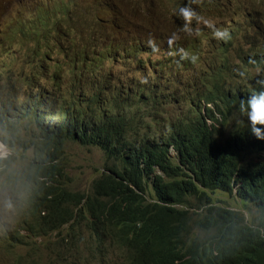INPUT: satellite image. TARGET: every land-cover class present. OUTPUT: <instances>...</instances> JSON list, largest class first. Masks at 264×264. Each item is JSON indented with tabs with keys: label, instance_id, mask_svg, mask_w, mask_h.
Listing matches in <instances>:
<instances>
[{
	"label": "trees",
	"instance_id": "obj_1",
	"mask_svg": "<svg viewBox=\"0 0 264 264\" xmlns=\"http://www.w3.org/2000/svg\"><path fill=\"white\" fill-rule=\"evenodd\" d=\"M0 2L2 8L15 0ZM86 3L88 41L66 46L50 41L45 18L37 16L17 29L33 43L11 57L22 75L0 73V139L14 156L27 148L33 155L13 165L10 156L0 169V182L11 185L0 183V199L20 186L14 202L37 221L25 227L37 239L20 243L34 250L49 237L51 254L64 264H92L97 255L104 261L111 248L119 250L120 260L101 264H264L263 139L250 133L246 116L233 112L253 76L224 65L220 42L201 56L197 45L205 31H181L183 40L174 49L179 53L169 62L176 66L173 74L165 70L162 76L151 63L156 80L143 88L125 79L143 51L122 50V29L106 28L125 14L112 15L106 0ZM220 7L228 8L215 2L213 8ZM12 26L5 27V43L12 40ZM3 42L0 38L4 47ZM211 59L218 60L216 71L213 65L202 70ZM3 63L0 56V69ZM183 67L196 77L214 76L215 92L180 93ZM235 79L245 85L234 90ZM44 81L61 95L48 85L38 88ZM68 142L96 147L104 156L81 186L64 169ZM233 191L241 209L222 196ZM66 251L69 261L62 255ZM13 256L0 248V264H20L9 261Z\"/></svg>",
	"mask_w": 264,
	"mask_h": 264
},
{
	"label": "clouds",
	"instance_id": "obj_2",
	"mask_svg": "<svg viewBox=\"0 0 264 264\" xmlns=\"http://www.w3.org/2000/svg\"><path fill=\"white\" fill-rule=\"evenodd\" d=\"M55 5L53 9H42L40 11L35 12H28L25 14L24 18L21 19L19 16V21L17 24L11 27L13 30V34H17L20 38L25 40L27 44L25 45L23 51H26L29 46L33 43L31 39L27 36L20 33L17 29L18 26L23 24L26 21L31 19L37 18V16H43L45 18V26L48 31V39L50 41H56L62 45H68L71 43H78V42H86L88 41L91 32L88 29V35H85V28L78 22L77 19L68 20L66 24L64 22V14H62V4L64 2L69 1H81L83 2L84 6L82 8V13L85 14L88 20H91V15L89 10H87V3L86 0H54ZM171 1V10L170 16L165 15L164 18H170L175 20L179 16L183 20L178 24H181L184 27V30L191 34V30L196 31H210L213 36L217 38L216 44L219 45L225 44V48L223 52L225 54L224 57V65L232 70L235 73H257L253 76V79L249 82L245 83L248 92L245 94L243 100L239 101L238 110L235 109L233 112H239L241 115L246 116L248 120V127L250 133L257 139H263L264 145V3H258V10H252L249 12L242 11V17H238L234 13L238 10L235 8V0H170ZM220 3L221 5H226L228 8H221L220 10L213 8L214 4ZM1 3V2H0ZM126 8H129L127 12L130 14H125L122 21L116 24L113 20H109L107 23L108 30L113 33L119 30L120 28L123 31V38L119 41L122 45V50L127 49L130 53L135 52L136 50L143 51V55H154L159 56L156 49L157 42H163L164 46L162 45L161 54H165L164 59H159L160 65H157L154 61V65L156 67V71L163 76V72L167 70L168 75H172L173 71L176 66H172L169 62L175 58L177 54L174 49H176L177 44L179 43L178 40L173 38H167L164 41L159 39V35H164V30H161L159 27L164 25V28L167 27L168 29L173 28L177 24H169L168 22L164 21L163 18H159L153 24L157 27L153 29V35L147 29L148 21L151 23V10L153 9L152 4H150L149 0H125ZM194 3L200 6V9L203 10V17L206 16L207 21H205L206 28L204 29H196L190 24L189 22L195 17L196 13L188 7L194 8ZM254 3V4H256ZM16 4V1L13 2L12 5H6L1 8L0 4V12L4 10L12 9ZM107 9L108 8V0H106ZM253 4V6H254ZM186 6L181 8L180 6ZM259 11L262 12L259 14ZM202 17V15H200ZM204 22V21H203ZM246 27L249 31L247 35L244 34H236L235 30ZM148 32V35H147ZM235 36H239L240 39L238 41L234 40ZM246 37L245 42L243 43L244 38ZM174 41L177 43L175 44ZM55 51L54 53H56ZM142 55V56H143ZM195 60V57H192ZM150 63H143L137 69L139 77L141 80L136 81L140 86L143 88L153 86L156 80L154 76V68L151 72L149 70L147 73H142L139 71L140 68L144 70L148 69ZM201 69L207 71L208 63H204ZM216 71V70H215ZM218 71L216 72L217 75ZM214 74V73H213ZM214 80V76H212V83ZM166 83L162 80V85ZM243 84V85H245ZM47 81H44L43 84L37 86L38 88H43L47 86ZM50 91L58 96L53 90L57 91L59 95H61V91L59 88L48 85ZM240 88V87H239ZM209 91V90H208ZM215 92V89L211 90ZM198 92V91H197ZM196 92V93H197ZM205 92V91H204ZM180 93H184L181 92ZM73 91H68L66 93V97H71ZM195 94V93H194ZM192 94V95H194ZM63 96H65V91L63 90ZM215 101L212 99L208 100L209 108H213L211 104ZM181 103L179 106H185ZM205 108L202 107V112H204ZM207 123L211 121L206 119ZM258 125L260 127H258ZM1 140V139H0ZM2 141V140H1ZM70 143L68 142L66 148ZM77 144V143H76ZM90 147V146H85ZM95 148L96 147H91ZM100 151L99 149H97ZM101 152V151H100ZM102 153V152H101ZM262 155H264V150H262ZM103 155V153H102ZM8 153L4 149L3 145H0V162L7 160ZM104 157V156H103ZM65 166L64 169L68 171V161L65 158ZM102 166V165H101ZM100 167H96L95 169L98 170ZM69 172V171H68ZM96 172V171H95ZM94 172V173H95ZM70 173V172H69ZM72 177V175H71ZM72 181L75 183V179L72 178ZM4 185L5 188L10 187L9 183L0 182ZM20 186H17L15 191H4L2 193V199H0V220H7V225L0 230V248L3 249L6 253L10 252L12 246H19L22 248V252L17 255V261L20 264H64L63 260L59 257V255H53L51 242H48L49 237H44V239L40 238V244L35 247L33 250L32 248L27 247L25 244L20 242H32L37 239L36 236H33L30 232H28L25 227L27 225L35 226L37 221L31 216V214L25 208H18L17 202H14V196L19 195ZM234 199V203L230 202L235 209H241L242 203L236 199L235 191L232 192V195H228ZM23 203V202H22ZM24 205H27L23 203ZM32 208L31 206H29ZM43 213V212H42ZM15 236L16 239L13 238ZM3 243V244H2ZM8 244V245H4ZM69 251L63 252L64 258L69 261L68 256ZM119 250L111 248V250L106 254L104 257L106 261L109 258H114L116 260L119 259ZM10 257V256H9ZM27 257L25 262H21L20 258ZM31 257V258H30ZM100 256H96L92 260V264H101L104 262L99 258ZM11 262V259L9 260Z\"/></svg>",
	"mask_w": 264,
	"mask_h": 264
},
{
	"label": "rangeland",
	"instance_id": "obj_3",
	"mask_svg": "<svg viewBox=\"0 0 264 264\" xmlns=\"http://www.w3.org/2000/svg\"><path fill=\"white\" fill-rule=\"evenodd\" d=\"M16 4L15 6L10 10H4L0 12V38L3 42L2 37L5 35V27L8 23H11L12 25H15L18 23V18H16V15L19 14L21 16V19L24 18L25 14L28 12H35L40 11L42 9H53L55 5L54 0H15ZM257 0H235V8L238 10L235 15L238 17H242V11H252V10H258V5L253 6L254 3H256ZM150 4H152L153 9L151 10V23L148 21L147 29L151 34L155 35L153 33V29L157 27L155 24H153L155 21H157L159 18H163L167 13H170L171 10V1L170 0H149ZM125 0H108V10H113L112 15H123V14H130L127 12L129 8H125L124 6ZM84 4L81 1H69L64 2L62 4V14H64V22L63 24L68 23V20L71 19H77L78 22L85 28V35H88V25L89 21L87 16L82 13V8ZM181 8L186 7L181 5ZM191 10H193L196 13L197 18H193L189 23L192 24V26L196 29H204L206 28L205 21H207L206 16L203 17L204 13L203 10L200 9V6L194 3V8L188 7ZM262 12L259 11V14ZM202 15V17H200ZM182 16H179L175 20L170 18H165L166 22L169 24H177L176 29H168L166 28V34L165 36H169L168 38H173L179 41H182L183 39H180L179 36H183V33L181 31H185L184 27L181 24H178L183 19ZM68 19V20H66ZM204 21V22H203ZM183 23L185 24V21L183 20ZM108 30V28H107ZM148 35V32H147ZM161 36V35H160ZM21 37V36H20ZM17 34H13L12 40L10 42L5 43L4 47L0 45V56H2L3 64L1 65L0 73L6 74L12 77H16L18 74H21L20 69L18 68L17 64L14 60H11V57L14 55L15 52L22 53L24 52L23 49L27 42L20 38ZM157 37V36H156ZM201 41L198 43L197 47L199 50V54L201 56H206L208 52L214 47L213 44L216 43L217 38L213 36V34L208 29L205 31L204 34H201ZM240 39L239 36H235L234 40L238 41ZM246 37L243 40V43L245 42ZM176 44L177 42L174 41ZM164 46L163 42H157L156 49L159 53V56L154 55H143L138 56L136 55L133 59L132 63L134 66L129 68L126 71L125 79L126 80H134L138 81L141 80L139 77V74L137 72L136 68L140 67L141 63H150L148 69L144 70L143 68H140L139 71L142 73L151 72L153 70L151 63L154 65V61L157 65H160L159 59H164L165 54H161V46ZM191 48V47H190ZM181 53H187L188 55H192L193 53L191 50H180ZM11 60V61H8ZM205 65V64H203ZM214 66V70L217 69L218 66V60L217 59H211L208 62V69L207 71H210V67ZM155 66V65H154ZM182 71L185 72L184 76L181 79L182 85H179L178 88L181 89V92H184L185 94H194L197 91H208L213 90L212 86V75H208L205 73L204 76H193V72L189 70L188 68H181ZM257 73H252V76L256 75ZM245 80H239L237 81L232 80L231 85H233L235 89L242 87L244 85H240L241 83H244ZM249 87V85H248ZM247 87V88H248ZM56 94H59L57 91L53 90ZM0 96H3V91L0 88ZM3 137H5V134H3ZM7 138H11L10 135L6 134ZM0 145H3L4 149L8 153V157L14 156L12 153L11 148L3 141L0 140ZM32 149H25L20 150L17 155L13 157V162L11 165L24 161L26 159H29L33 157L31 153ZM36 156V153H35ZM7 157V158H8ZM65 158L70 164V167L68 166V171L72 175V178L75 179V183L77 186H81L84 181L88 178H90L94 174V170L96 167H101V165L104 162V157L100 151H98L95 148L91 147H85L76 143H70L68 147L65 149ZM4 162H0V169L4 167ZM222 196H225L230 202L234 203V199L232 197H229L225 194ZM87 217L90 219L91 217L87 215ZM7 225V220H0V230L4 228ZM11 251L13 252L14 256L11 260V262L16 261L17 255L22 252V248L19 246H12ZM9 255V253H6Z\"/></svg>",
	"mask_w": 264,
	"mask_h": 264
},
{
	"label": "water",
	"instance_id": "obj_4",
	"mask_svg": "<svg viewBox=\"0 0 264 264\" xmlns=\"http://www.w3.org/2000/svg\"><path fill=\"white\" fill-rule=\"evenodd\" d=\"M162 24H163V23H161V25H160L161 27H159V28H160L161 30H164V26H163ZM166 37H167V36H165V35H161V36L159 35V39L162 40V41H164V39H165ZM58 96H60V95L58 94Z\"/></svg>",
	"mask_w": 264,
	"mask_h": 264
}]
</instances>
